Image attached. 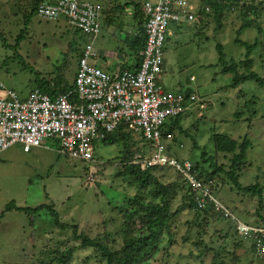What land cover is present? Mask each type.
<instances>
[{
  "label": "rangeland",
  "instance_id": "374dc122",
  "mask_svg": "<svg viewBox=\"0 0 264 264\" xmlns=\"http://www.w3.org/2000/svg\"><path fill=\"white\" fill-rule=\"evenodd\" d=\"M86 1L106 5L109 0ZM111 1L117 16L113 17L111 24L118 30H127L124 21L130 17V9L127 8H133V2ZM192 3H198V0H192ZM16 5L15 0H0V85L22 99L41 81L49 79L50 85L55 83L52 73L62 62V50L72 30L68 27V31L61 35L65 20L49 21L37 15L25 25ZM260 6H264V2ZM102 8L95 45L102 43L121 49L122 34L118 36L111 28L108 29L104 21L108 16L106 12L103 14ZM238 13L237 9L231 10L222 23L224 26L217 31H214L213 21L203 33L193 22H182L179 27L170 24L165 35V64L159 84L171 92L189 88L200 99L197 105L189 104L181 115L184 132L177 133V142L172 148L177 158L193 162L202 156L205 166L215 161L228 165L232 155L223 152L215 155L213 135L219 133L239 142L248 141L245 167L236 173L239 185L224 176L225 182L217 181L219 187L213 191V196L238 220L262 225L264 90L251 79L231 86L232 74L222 72L223 65L217 63L216 45L220 43L225 59L234 58L239 63L238 70H244L240 63L244 58V49L234 43L240 23ZM257 23L264 35V9H259ZM19 34L22 37L17 40ZM256 36V28L251 27L244 30L240 38L252 42ZM256 51L251 55L254 59L252 70L264 77V68L258 58L259 50ZM74 70L75 63L69 80H72ZM199 104L205 107L198 108ZM237 111L239 116H235ZM93 145L91 162L59 153L57 142L50 139L30 152L13 145L0 154V264H59L57 260H52L57 248L59 251L71 249L67 253L71 256L70 264H106L100 259V251L83 247L73 239L69 230H59L52 225L51 214L41 211L30 217L22 211L7 210L11 201L17 206L36 207L44 204L52 207L59 214L60 221L77 225L79 233L99 237L100 243H104L116 256L126 245L130 232H140L136 231L140 227L136 215L133 221L132 216L127 218L128 223L124 226L120 214L123 208L120 206L128 208V204L125 206L127 197L135 195H146L145 199H151V195L145 191L151 190L152 186L140 189L133 179L115 177L117 167L122 165L117 161L121 144H105L97 140ZM154 174H158L164 184L176 177L174 170L167 167L160 174ZM253 184H258L260 190L245 189ZM169 199L170 212L178 211L169 222L172 235L164 232L157 243L159 250L154 251L149 259L150 264H264L255 259L251 252H244V248L250 244L248 240H243V248L240 249L229 245V240L222 238L220 230L224 228L222 224L225 221L221 224L197 214L187 206L181 189H173ZM197 206L200 208L199 203ZM231 221L235 229L234 220ZM152 248L148 249V253L152 252ZM233 255L237 257L235 262H232Z\"/></svg>",
  "mask_w": 264,
  "mask_h": 264
},
{
  "label": "built area",
  "instance_id": "2783aa9c",
  "mask_svg": "<svg viewBox=\"0 0 264 264\" xmlns=\"http://www.w3.org/2000/svg\"><path fill=\"white\" fill-rule=\"evenodd\" d=\"M195 12L192 0H145L141 3L145 44L138 52V66L126 69L118 66L107 72L93 62L99 56L94 39L100 30L102 7L83 0L39 3L35 8L38 17L64 19L88 39L77 61L73 89L51 96L35 87L20 99L0 85V153L13 145L29 152L50 139L57 142L59 153L91 162L93 143L125 123L153 142V150L144 155L135 154L126 163L140 169L165 166L177 171L203 197L223 208L224 216L234 220L236 233L252 244L254 258L264 262V225L244 223L222 207L209 185L192 173V162L172 156L160 140L161 125L200 100L193 91L185 95L168 91L159 84L167 29L170 24L192 22ZM71 96L75 98L73 101ZM199 107L205 106L199 104ZM198 203L203 206L201 201Z\"/></svg>",
  "mask_w": 264,
  "mask_h": 264
},
{
  "label": "trees",
  "instance_id": "16d2710c",
  "mask_svg": "<svg viewBox=\"0 0 264 264\" xmlns=\"http://www.w3.org/2000/svg\"><path fill=\"white\" fill-rule=\"evenodd\" d=\"M44 1L49 0H15V3L17 4L16 9H18L23 15L25 25H28L31 18L36 15V6ZM263 2L264 0L261 2H256V0H249V2L248 0H198V3L195 4L196 12L194 14L196 18L192 22L195 23V26L200 33H203L212 21L215 22L214 31L221 29L224 26L222 23L225 20L226 15L233 9H237L239 11L238 19L240 23L236 30L234 43L242 46L244 49V58L243 60H240V63L244 66V70L241 72L239 71L240 69L238 70L239 63H237L234 58L230 57L226 60L224 57L225 53L222 50V45L220 43L216 45V49L218 51L217 63L223 65L222 72L232 74V83H230L231 86L235 87L238 84L251 79L264 90V77L252 70L254 59L251 57L256 50H259V63H261V66L264 68V35L262 34V28L259 27L257 23L259 9H264V6H260ZM133 4L135 11L137 12L138 10V12H140L139 16L141 18V5L139 3ZM105 12L109 15V9L104 8L103 14ZM63 23L64 25L62 26V29L64 30L60 32L61 35H64V33L68 31V27L72 30V33L70 39L67 41L62 50V62L59 66H57L56 71L52 73V78H54L55 83L51 86V81L47 79L41 81L40 84L36 86V88H39L41 91L46 92L51 96L59 93H65L68 90L73 89L75 70L72 80H69V73L74 63L76 69L77 61L82 55L83 45L88 39V37L80 30L69 25L66 20L63 21ZM180 24L181 23L174 25L179 27ZM251 27L256 28L258 36H256L252 42L240 38V35L244 32V30ZM21 37L22 35L19 34L16 39L19 40ZM144 44L145 34L143 32V24L141 21L139 33L134 38L132 44V47L136 51L137 55L139 50L144 47ZM139 61L140 57L138 55L137 66ZM164 64L165 59L163 60L162 67ZM179 92L182 93L181 90ZM70 99L73 101L75 98L74 96H71ZM182 114L168 118V120L170 119L169 122H164V124L160 127V140L164 143L169 153L174 157L176 156L173 153L172 148L177 142L176 135L177 133L184 132L181 125ZM235 116H239L238 111L235 113ZM101 140L105 144L122 145V149L117 158V161H120L122 165L119 168L117 167L115 177L133 179L136 182L137 187L140 189H146V187L148 188L149 186H152L151 190L145 191L147 194L151 195V199H145L146 195H135L134 197H127L125 206L128 204V208L120 206L123 208L122 210L120 209V214L124 220V226L128 223L127 218L130 219L132 216L131 219L133 221L134 215H136L140 221V227H138L136 231L139 230L140 232L138 234L133 231L130 232L131 235L126 240V245L117 256L111 253L109 248L106 247L104 243H100L101 239L99 237H89L86 233H79L77 225L60 221L59 214L50 206L44 204L36 207L17 206L15 202L11 201L10 205L8 204L6 207L7 210L14 209L22 211L28 216L31 215L30 217H32V215L34 216L39 214L41 211L51 214L53 217L52 225L56 226L59 230H69L73 239L79 241L83 247H93L97 251H100V259L105 261L106 264H150L149 259L152 257L154 251L159 250L157 243H159L160 239L163 238L164 232H167L168 235H172L169 230V222L174 218L178 211L175 210L170 212L168 205L170 201L169 193L173 189L179 188L184 193V198L187 200V206L189 208L194 209L197 214H201L204 219L207 217L212 218L221 224L225 221V224H222L224 228H220L222 238H227L229 240V245H231L234 249L243 248V240L245 238L235 232L231 221L232 219L229 216H224L223 208L217 207L214 201L210 200L208 197H203L201 191L194 189L177 171L174 170L176 177L172 181L164 184L159 179L158 174H154V172L160 174V172H163L166 169L165 166H149L145 169H140L137 165H128L126 163L131 160L135 154L144 155L148 151L153 150L152 141L146 140L141 133L133 131V129L125 123H120L113 132L106 133ZM213 141L215 155L219 152L229 153L232 155L228 165L222 163L218 164L215 161L212 162L210 166H205L202 156L196 161H191L193 164L192 173H194L196 178L201 180L204 184L209 185L212 195L213 191L219 187L216 184L217 181L220 180V182H225L224 176L226 178H230L237 186L239 185L236 173L245 167L244 160L247 158L246 151L248 145V141L239 142L236 139L219 133L213 135ZM178 159L180 161L182 160L181 158ZM98 168L100 167L98 166ZM245 189L250 191L254 190L255 192L260 190L258 184L247 186ZM214 199L218 201L215 197ZM200 201L203 206L198 208L197 204ZM218 203L222 207L226 208L219 201ZM262 225H264V222ZM152 246V252L148 253V249ZM244 249V252H251L253 255V246L251 243ZM66 250L67 249H61L59 251L57 248L54 252L55 255L52 260H57L59 264H70L71 256L69 257L67 253H69L71 249ZM236 260L237 257L233 255L232 262H235Z\"/></svg>",
  "mask_w": 264,
  "mask_h": 264
},
{
  "label": "crops",
  "instance_id": "0c3cea01",
  "mask_svg": "<svg viewBox=\"0 0 264 264\" xmlns=\"http://www.w3.org/2000/svg\"><path fill=\"white\" fill-rule=\"evenodd\" d=\"M83 1H86V0H83ZM129 1L131 3L132 2L133 3H139L141 5V3H143L145 0H142L139 2H137L135 0H129ZM87 2H89V1H87ZM111 2L112 1L109 0L108 2H106V5H104V4L103 5L99 4V5L101 7H104L105 9H109V15L107 14L108 17H106L107 21L106 20H104V21L107 22L106 26H108V29L111 28L110 30H113V32L115 34H117L118 36H120L119 33L122 34L121 39L123 41V44L121 46V49H114L112 47H108L107 45L104 46V45H102V43H100L101 45L97 46V45H95V39L97 40L98 37H95L94 47L98 51L99 56L96 60H94V63L98 67H100L102 70L107 71V72L113 71V69H115L118 66L123 68V69L135 68L137 66V63H138V55H137L136 51L133 49L132 44H133L134 38L139 33V29H140V25H141V18L139 16L140 12H138V10L136 12L134 6H133V8H127L128 10L130 9V11L128 13L130 17H127V21H124L125 27L127 28V30L123 31L122 30L123 28L121 30H118L117 28H114L115 26H113L111 24L113 17L114 18L117 17L114 14L115 11L113 12V9H116V8H115L114 4ZM96 4H98V3H96ZM195 4H197V3H195ZM118 9H120L119 5H118ZM116 15H119V14H116ZM44 20H46V19H44ZM49 21H53V20H49ZM120 23L122 24L121 20H120ZM40 147H42V146L33 147L31 150H34V148H40Z\"/></svg>",
  "mask_w": 264,
  "mask_h": 264
},
{
  "label": "water",
  "instance_id": "95a60500",
  "mask_svg": "<svg viewBox=\"0 0 264 264\" xmlns=\"http://www.w3.org/2000/svg\"><path fill=\"white\" fill-rule=\"evenodd\" d=\"M190 91H191V89L185 88L182 92H183V94L187 95Z\"/></svg>",
  "mask_w": 264,
  "mask_h": 264
}]
</instances>
